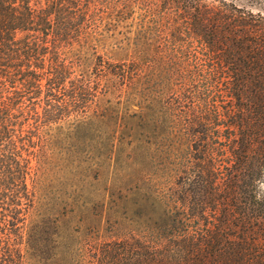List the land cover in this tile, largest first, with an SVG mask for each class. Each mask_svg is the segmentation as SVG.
I'll return each instance as SVG.
<instances>
[{"label":"trees","instance_id":"obj_1","mask_svg":"<svg viewBox=\"0 0 264 264\" xmlns=\"http://www.w3.org/2000/svg\"><path fill=\"white\" fill-rule=\"evenodd\" d=\"M106 93L198 216L154 264H264V0H0V264L33 257L39 184Z\"/></svg>","mask_w":264,"mask_h":264},{"label":"rangeland","instance_id":"obj_2","mask_svg":"<svg viewBox=\"0 0 264 264\" xmlns=\"http://www.w3.org/2000/svg\"><path fill=\"white\" fill-rule=\"evenodd\" d=\"M101 103L113 117L84 125L70 150L57 147L39 184L37 227L24 237L33 257L23 264H154L181 232V218H198L157 191L165 179L152 180L151 150L126 113L137 106L127 109L111 93Z\"/></svg>","mask_w":264,"mask_h":264}]
</instances>
